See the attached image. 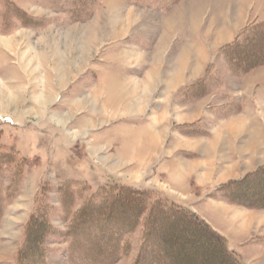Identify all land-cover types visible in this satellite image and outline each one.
<instances>
[{"label":"rangeland","instance_id":"374dc122","mask_svg":"<svg viewBox=\"0 0 264 264\" xmlns=\"http://www.w3.org/2000/svg\"><path fill=\"white\" fill-rule=\"evenodd\" d=\"M180 1L0 0V264H70V244L87 241L72 237L80 208L91 203L105 209L101 201L119 187L145 192L149 199L122 236L113 264H136L148 252V206L158 198L191 210L229 249L228 242L235 247L246 264H264V247L256 243L264 238V208L234 204L224 196L227 188L232 190L231 182L264 165L259 160L253 168L247 162L232 167L228 157L231 150L233 160L243 163L248 149H263L262 135L256 132L264 134V99L255 96L262 80L255 81V76H261L264 64L259 70L234 73L223 52L243 40L246 29L264 22V0H194L200 29L217 33L220 42L211 53L205 50L200 69L185 71L186 77L200 75L169 96L162 113L157 110L159 80L155 88L146 85L143 70L130 74L131 82L119 80L108 60L101 64L104 70L89 71L82 81L77 75L86 61L105 59L107 45L108 53L114 49L111 44L130 42L133 48L128 39L135 33L141 44L147 43L145 35L151 44L129 59L139 67L155 58L162 63L164 80L165 73L174 72L169 32L181 26L174 27L179 21H171L170 15ZM167 31L165 42L161 36ZM204 40L213 42L212 37ZM44 49L49 50L48 64L38 66ZM31 63L37 66L28 77L33 83L22 84L19 73ZM68 63L69 71L63 69ZM44 72L53 81L47 92L40 85ZM32 97L39 100L33 101V112L23 116ZM19 117L32 124L19 127ZM254 189L262 194L264 183ZM211 200L224 201L227 207L221 210L235 223L218 214L211 217ZM122 209L119 214L129 215L128 208ZM32 221L38 249L32 239L31 252L25 251L24 260L18 261ZM202 249L191 247L184 254ZM218 262L213 258L204 264Z\"/></svg>","mask_w":264,"mask_h":264},{"label":"trees","instance_id":"16d2710c","mask_svg":"<svg viewBox=\"0 0 264 264\" xmlns=\"http://www.w3.org/2000/svg\"><path fill=\"white\" fill-rule=\"evenodd\" d=\"M255 27L256 29L244 31L246 37L243 40L224 48L229 69L234 73H246L264 64V22L257 23ZM255 42L260 44L254 46ZM263 183L264 165L244 178L231 182L232 190H225V199L250 208H264V192L256 194L254 189V186ZM146 198L149 199L145 192L135 193L119 187L101 201L106 206L105 209L90 207L91 203L84 204L76 218L77 227L82 228L77 229L75 226V236L72 237H86L87 241L81 244L74 240L70 244V264H113L121 248L122 236L131 230L136 222L135 217L147 208ZM123 207L129 209V215L119 214L123 212ZM148 207L145 228L149 232L145 238L152 244L150 243L148 252L140 255L136 264H204L205 260L213 258L219 259L217 264H242L235 251L227 247L225 239L191 210L174 203H166L161 198ZM117 216H121L118 217L121 220H117ZM30 229L17 252L18 261L24 260L25 251L31 252L32 239L38 249L39 237L38 230H34V221L31 222ZM191 247L203 249L186 256L184 250ZM71 251H76L78 256L72 255Z\"/></svg>","mask_w":264,"mask_h":264},{"label":"crops","instance_id":"0c3cea01","mask_svg":"<svg viewBox=\"0 0 264 264\" xmlns=\"http://www.w3.org/2000/svg\"><path fill=\"white\" fill-rule=\"evenodd\" d=\"M193 2H194V0H182L179 3H176L172 7V9H175L174 15L171 16L169 14L170 17H171L170 18L171 21H175V20L179 21V23H177L174 27L181 26V29L180 30H176V31H174V30L172 31L171 30L169 32V34L170 35L172 34L173 36H172V39L169 42L170 45H169L168 48L171 49L172 54H173V58H174L173 59V65H172V68L170 70H174V72L169 73V74L165 73V75H164L165 79L164 80L162 78L163 75L161 73V70H162V65L161 64L162 63L161 62L160 63L156 62L155 58L153 59L154 63L152 61H148L149 62V64H148V63H146V61H143L144 63H142L139 67H136L134 65L135 62H132V60H130L131 58L129 59V57L133 53L134 54L136 53L135 52L136 50H140L142 52L147 51L150 48V44H151L150 38L147 37L146 35H145V38H147V43L141 44V42L137 41V39H136L137 35H135V33L133 34L132 37H130V39H128V42L131 41L133 43V45L135 43V46H133V48H130L128 46L130 42L129 43L123 42L122 44H118V43L117 44H111L109 46H112V47L114 46V49H113V51H110L108 53V52H106V49L108 47V45H107V47H105L103 49V50H105V52L104 51L103 52L106 54L105 59L99 57V58H96V59L92 60L91 64H88L87 61H86L83 65L79 66L80 67V72L77 75H79L81 77L80 80L82 81L83 77H85V76L88 77L87 73L89 71H93V70L94 71H101V70H104L105 68L101 64L103 62H107L108 60H110L112 62V64H114L113 68L117 69L118 72L116 73V75L119 77V80H126L127 81V79H128V81L131 82L129 80L130 74H135V72H138V71L140 72V70L141 71L143 70V71H145L143 73V76H145V77L147 76V78H145L147 80L146 85L153 83V85H154L153 87L155 88V83H156V81L159 80L158 82L160 83L161 95H160L159 106H157V110L159 111V113H162L161 109H163L164 106L166 105V101L171 100V99H169V96L172 97V95L174 93H177L184 85L191 83L192 81H194L200 75L199 72L198 73L196 72L195 73L196 75L194 74L192 76L186 77L185 71L186 70L195 71L200 66V63H201V60H202L201 58L204 57V59H205V54H204L205 50H207V51L209 50V52L211 53L213 51V49L219 45L218 42H220V41L217 40V33H214L211 30L208 31L207 29L206 30H201L200 29V23H199L200 21H198L196 19V17L198 15L196 14V12H194L196 9H192L193 8V6H192ZM190 10H192V11L189 12ZM55 11H57V10H55ZM184 12H187V13L183 14ZM182 22L185 25H183ZM31 31L34 32V30H31ZM166 33H168V31L164 32L162 34V36H161V38L164 39L165 42L168 40V34L165 35ZM218 35H221V34H218ZM210 37L213 38V42H211V44H210V42H206L204 40V38L208 39ZM201 38H203V40H201ZM160 43L162 44L161 41H160ZM156 46H157V44H156ZM160 47H161V45H160ZM158 49L160 50V48L157 46V50H156L157 51L156 52L157 55H155V56H159V52H158L159 50ZM48 51H49L48 49H44L42 51V54L44 56H43V59H41V60L38 59V63H37L38 66L48 64V63H46L47 62V58L45 57V55H46V53ZM139 54H142V53H139ZM19 63H20V60H19ZM32 63L34 65V61ZM32 63H31V68H28V67L25 68L24 67L21 70V72L19 73V75H21L22 84H25V85L29 84L30 85V84L33 83V81H31V82L29 81L28 77H29L31 72L37 70V66H35V67L32 66ZM68 64H66V66L63 69H65V70L71 69V67H72L71 64H69V65ZM130 65H131V67H129ZM165 67H166V64H165ZM27 68H28V70H27ZM259 68L257 67L255 69L259 70ZM199 69H200V67H199ZM263 69H264V67L260 68V70H261L260 73H262L261 76L259 74H256V76H255L256 77L255 81L262 80L260 86H258V88L256 89V92H255V96H256V98L258 100H263L264 99V83H263L264 78H261L264 75L263 74ZM26 72H28V74ZM25 73H26V76L24 77ZM74 78H75V75H74ZM247 78L248 77H246V79ZM73 79H71L70 82ZM246 79H244V80L247 83L250 82L249 80H246ZM64 82H66V81H64ZM67 83H69V82H67ZM170 84H171V86H169ZM40 85H43V87L46 90V92L48 91L47 87H49L50 85H53V81L51 80V78H49L48 72H46V73L44 72L43 73V78L40 81ZM244 89H245V87H244ZM244 89H243V91L245 92L247 89H245V90ZM151 91L152 90L150 89V86H149V92H151ZM153 92H154V89H153ZM145 94H146V91H145ZM150 96H151V94H150ZM239 98H241V97L239 96ZM138 99H139V101H142V98H138ZM38 100L39 99L35 100V98L32 97V99H30V102H27L26 107L27 108L30 107V110L23 111V112H26L25 113L26 115L23 114V116H27L28 113L30 114V113L33 112V108L35 107V103L33 101L38 102ZM241 100L242 99H240V101ZM243 100H244V98H243ZM81 102H84V101L81 99ZM23 103H24V101H23ZM82 105L83 104H81V106ZM63 108H65V107H63ZM84 109H86V108H84ZM240 112H243V110L240 109ZM31 124L32 123H25V122L21 121V118L19 117V127L24 128V127H26V125H31ZM254 132H256V130ZM256 134L258 136L262 135L261 142L263 144L264 143V134H263V132H260V133L256 132ZM260 146H261V148H263L262 150L261 149L257 150L256 147H258V146L252 147L253 150L248 149L247 155H246V160L243 163L239 162V161H236V160H233V156L234 155L232 154L231 150H229L228 157H229V162L232 163L231 164L232 167L237 166L238 164H242V165L246 166L245 162H247L253 168V166L255 167L256 161H259V160H260L259 164H262V163L264 164V160H262L263 159V154H264L263 153L264 152V144L260 145ZM19 147H21V146L19 145ZM258 152H259V155H260L259 157L260 158L257 157ZM250 170H247V171L249 172ZM211 201H212L211 202V208L213 209V211L210 212L211 214L209 213L210 216L212 217L215 214H218V215H221L223 217L225 216L227 218L228 215L226 214V211L224 212V211L221 210V209L225 210L224 207H227V206L223 205L224 201L223 202L222 201L219 202V201H215V200L214 201L211 200ZM228 219L229 218H227V220ZM206 220H208V219H206ZM235 221L236 220L233 219V216L229 219V222H231V223H233V222L235 223ZM256 243L258 245L264 247V238L257 239ZM228 246L232 250H236V248L233 247L232 245H230L229 242H228ZM240 259L243 261V263H245V260L243 258L240 257Z\"/></svg>","mask_w":264,"mask_h":264},{"label":"bare ground","instance_id":"6f19581e","mask_svg":"<svg viewBox=\"0 0 264 264\" xmlns=\"http://www.w3.org/2000/svg\"><path fill=\"white\" fill-rule=\"evenodd\" d=\"M0 41L4 42L3 39H0ZM214 147H215V146H214ZM210 149L213 150L214 148H213V147H210ZM210 149H209V150H210Z\"/></svg>","mask_w":264,"mask_h":264}]
</instances>
